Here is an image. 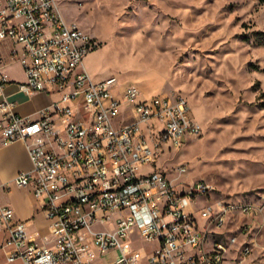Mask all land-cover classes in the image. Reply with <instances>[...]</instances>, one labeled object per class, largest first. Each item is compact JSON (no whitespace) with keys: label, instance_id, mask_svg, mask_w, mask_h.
Returning a JSON list of instances; mask_svg holds the SVG:
<instances>
[{"label":"built area","instance_id":"built-area-1","mask_svg":"<svg viewBox=\"0 0 264 264\" xmlns=\"http://www.w3.org/2000/svg\"><path fill=\"white\" fill-rule=\"evenodd\" d=\"M6 44L8 56L0 50V143L27 145L32 169L14 182L34 193L48 231L29 232L28 221L0 205V264L249 260L254 242L245 224L228 226L239 214L263 211L264 192L257 203L211 201L214 189L205 181L179 180L189 172L186 164L175 169L176 180L146 169L165 143L181 148L202 134L184 96L143 97L135 84L121 87L115 76L94 81L83 60L96 40L62 17L57 0H0V48ZM10 64L24 70L20 90L58 92L60 100L41 108L38 118L17 113L5 93ZM201 198L208 203L200 205ZM143 242L155 244L145 248Z\"/></svg>","mask_w":264,"mask_h":264},{"label":"rangeland","instance_id":"rangeland-1","mask_svg":"<svg viewBox=\"0 0 264 264\" xmlns=\"http://www.w3.org/2000/svg\"><path fill=\"white\" fill-rule=\"evenodd\" d=\"M57 3L67 22H76L96 40L97 46L83 60L94 81L115 76L121 87L135 84L146 97L181 94L202 125V134L181 148L165 143L155 166L147 170L164 171L176 180L175 169L186 164L189 172L179 180L205 181L216 190L211 201L258 202L264 192V107L260 103L264 46L256 42V32L264 31V4L258 0ZM53 96L58 101L61 93ZM145 132L149 135L147 128ZM206 203L200 199V205ZM238 218L228 228L245 224L243 232L254 242L244 264L251 260L264 264V210ZM154 244L142 243L145 248Z\"/></svg>","mask_w":264,"mask_h":264},{"label":"crops","instance_id":"crops-1","mask_svg":"<svg viewBox=\"0 0 264 264\" xmlns=\"http://www.w3.org/2000/svg\"><path fill=\"white\" fill-rule=\"evenodd\" d=\"M0 50L5 57L8 56V44L1 46ZM4 70L11 80L5 93L16 102V112L38 118V111L54 100L53 93L20 90L17 82H24L26 76L19 64H10L5 66ZM13 71L15 74L12 73ZM31 169L32 162L25 142L17 141L8 145L0 143V205L12 207L17 218L28 221L29 232L46 233L48 219L40 209L34 193L28 188L19 187L14 182L19 172Z\"/></svg>","mask_w":264,"mask_h":264},{"label":"trees","instance_id":"trees-1","mask_svg":"<svg viewBox=\"0 0 264 264\" xmlns=\"http://www.w3.org/2000/svg\"><path fill=\"white\" fill-rule=\"evenodd\" d=\"M260 3L264 4V0H258ZM257 40L256 42L264 46V31H257ZM261 105L264 107V92L261 93Z\"/></svg>","mask_w":264,"mask_h":264}]
</instances>
